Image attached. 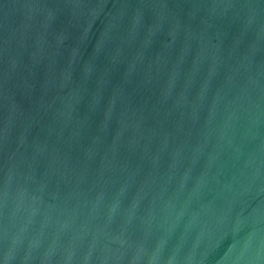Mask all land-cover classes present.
Returning <instances> with one entry per match:
<instances>
[{
  "label": "water",
  "instance_id": "95a60500",
  "mask_svg": "<svg viewBox=\"0 0 264 264\" xmlns=\"http://www.w3.org/2000/svg\"><path fill=\"white\" fill-rule=\"evenodd\" d=\"M0 264H264V0H0Z\"/></svg>",
  "mask_w": 264,
  "mask_h": 264
}]
</instances>
